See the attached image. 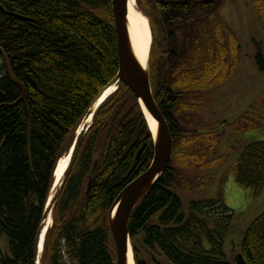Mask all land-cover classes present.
I'll list each match as a JSON object with an SVG mask.
<instances>
[{
  "label": "trees",
  "instance_id": "trees-1",
  "mask_svg": "<svg viewBox=\"0 0 264 264\" xmlns=\"http://www.w3.org/2000/svg\"><path fill=\"white\" fill-rule=\"evenodd\" d=\"M221 3L164 2L157 19L166 35L156 19L150 20L152 97L167 123L173 149L166 171L128 220L135 264H264V212L248 226L228 257L229 210L210 199L189 202L185 213L179 196L204 187L212 177L210 167L226 160L215 157L218 138L196 130V123L204 125L197 116L184 115L196 108L190 103L197 94L212 89L216 81L211 62L207 68L196 67L210 49L209 43L201 44V34L194 37V30ZM0 8V48L14 78L25 88L30 121L22 103L6 107L17 102L20 91L0 56V234L9 247V256L0 254V264H35L36 236L52 197V226L45 235L40 264H115L114 244L104 234L109 212L122 189L148 169L153 156L145 117L123 84L95 112L71 168L54 188L58 161L69 152L83 118L118 72L112 2L0 0ZM186 41L190 42L187 50ZM256 63L264 72L263 59ZM182 79L205 86L173 91L172 84ZM263 103L264 92L250 109L264 111ZM252 115L246 112L233 126ZM258 116L264 123V113ZM230 171L240 185L260 196L264 142L246 145ZM203 177L206 183L200 186Z\"/></svg>",
  "mask_w": 264,
  "mask_h": 264
},
{
  "label": "rangeland",
  "instance_id": "rangeland-1",
  "mask_svg": "<svg viewBox=\"0 0 264 264\" xmlns=\"http://www.w3.org/2000/svg\"><path fill=\"white\" fill-rule=\"evenodd\" d=\"M134 2L135 9L148 22L151 19L158 21L157 12L152 14L151 5L140 6L137 0ZM221 2L220 8L206 19L209 21L198 22L199 29L194 30V37L198 33L201 34V44L207 46L209 43L210 49L208 54L203 53L196 67L207 68L211 62L212 71H217L214 76L216 81L212 89L197 94L194 102L190 103L195 104L196 108L184 115L197 116L204 125L196 123V130L218 138L219 144L214 148L215 157H224L226 160L216 167H210L213 168L209 169L212 170L210 180L206 183L203 177L204 180L198 182L200 186L205 182L204 187L192 192H180L179 196L185 213L189 202L210 199L219 201L220 207L229 210L232 215V228L225 240V254L229 257L240 245L248 226L264 212V191L260 196H255L250 189L240 185L229 171L246 145L264 142V123L258 121V114L264 111L258 108L250 109L253 102L264 92V72L257 69L259 66L256 63L259 62V57L264 61V6L261 8L253 4L257 8L253 11V5H248L247 0ZM194 11L199 9L195 8ZM192 21L195 20L187 22ZM188 28L193 30L191 26ZM208 33H211V38L206 36ZM187 45L190 46V42L186 41L185 50L188 49ZM185 57L186 54L184 59ZM260 62L262 64V61ZM171 69V77L175 79L176 75L173 68ZM208 75L205 73L203 76ZM183 79L178 85L172 84L173 91L186 92L192 88L201 90L205 86L202 82L190 85ZM188 96H185V102L189 100ZM262 107L264 109V103ZM249 111L255 115L245 116L246 120L239 124L240 127L238 124L233 126L239 117ZM200 173L203 176L204 172ZM205 173L209 174L208 171ZM0 254L9 256L7 239L1 234Z\"/></svg>",
  "mask_w": 264,
  "mask_h": 264
},
{
  "label": "water",
  "instance_id": "water-1",
  "mask_svg": "<svg viewBox=\"0 0 264 264\" xmlns=\"http://www.w3.org/2000/svg\"><path fill=\"white\" fill-rule=\"evenodd\" d=\"M111 2L118 57V72L112 81L107 85L106 90L110 88H117L118 84L122 83L134 95L139 103L141 102L150 118L157 123V131L154 138L151 131L149 130L153 142L152 162L145 172L129 182L119 193L111 207L109 212V221L104 229L105 239L108 241L110 236L115 246V264H127L128 251L131 250L132 252L127 228L129 217L136 205L154 187L159 178L166 171L172 155L173 142L169 134L167 123L152 97L148 71L140 66L132 52L127 26L128 0H111ZM0 11H2L1 8ZM8 15L16 17L12 14ZM0 56L3 60L10 81L13 83V85L17 86L20 91V98L17 100V102L6 107H12L22 103L26 111L28 122L30 123L29 114L26 107L25 88L18 80L14 78L7 57L1 48ZM101 99L102 96L99 98L96 104H94L89 109L85 116V121L94 115V112L100 105ZM86 129V126H84L76 138L66 171L71 168L76 158L82 139L86 133ZM143 151L144 146L138 151L136 160H138ZM94 168L95 165L90 173L88 189L91 183V176L94 172ZM52 208L53 201H50L48 207H46V210L44 211L42 226L36 236L34 252L35 258L38 256L40 251V242L42 237L45 235L47 222L52 213ZM238 258L241 261L240 256Z\"/></svg>",
  "mask_w": 264,
  "mask_h": 264
},
{
  "label": "bare ground",
  "instance_id": "bare-ground-1",
  "mask_svg": "<svg viewBox=\"0 0 264 264\" xmlns=\"http://www.w3.org/2000/svg\"><path fill=\"white\" fill-rule=\"evenodd\" d=\"M127 26H128L129 39L132 46V52L136 60L140 64V66L143 69L147 70L152 36H151L150 28L148 26L147 19L135 9L134 0H128ZM113 91L114 88L108 89V91L105 92L103 99H105V97H107ZM142 109L146 116L152 136L154 138L157 131V123L150 118V116L147 114L143 106ZM90 119L91 118H89L86 123H89L91 121ZM80 130H81V126L78 131ZM68 161H69V155H65L59 160L55 170L56 183H58L59 179L62 177L65 168L67 167ZM51 222L52 221L50 217L48 219L46 229L50 227ZM43 243H44V237H42L40 242V254L42 253ZM127 264H134L131 250H129L127 254Z\"/></svg>",
  "mask_w": 264,
  "mask_h": 264
},
{
  "label": "flooded vegetation",
  "instance_id": "flooded-vegetation-1",
  "mask_svg": "<svg viewBox=\"0 0 264 264\" xmlns=\"http://www.w3.org/2000/svg\"><path fill=\"white\" fill-rule=\"evenodd\" d=\"M137 2L139 4H149V6L151 5L156 11H157V17H158V9H159V5L163 4L164 2H167V1H164V0H137ZM202 2H206V0H202ZM256 2H263L264 3V0H256Z\"/></svg>",
  "mask_w": 264,
  "mask_h": 264
}]
</instances>
